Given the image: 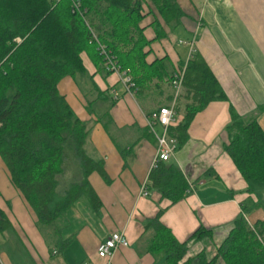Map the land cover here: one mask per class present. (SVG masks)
Masks as SVG:
<instances>
[{
  "label": "crops",
  "instance_id": "1",
  "mask_svg": "<svg viewBox=\"0 0 264 264\" xmlns=\"http://www.w3.org/2000/svg\"><path fill=\"white\" fill-rule=\"evenodd\" d=\"M178 6L183 17L171 26L155 8L146 9L141 23L150 42L146 62L163 60L167 76L172 77L198 54L227 99L211 102L196 114L185 143L167 162L177 166L193 189L174 205L155 191L148 197L140 193L156 151L146 119L171 103L170 81L155 80L129 95L117 75L106 74L83 53L84 73L63 78L57 89L88 129L86 156L103 165L106 180L97 172L87 178L99 207L95 209L82 196L53 224L43 226L11 185L0 159V211L10 223L0 234V264H104L97 247L112 233L123 234L129 244L114 253L113 264H161L147 252L149 232L144 233L145 224L160 209L165 210L161 223L179 242L187 241L200 227L210 230L211 237L189 245L185 259L201 252L211 259L241 213V204L249 198L260 202L224 147L230 107L239 116L256 117L264 132V0H178ZM158 31L163 36L156 39ZM183 94L182 88L175 125L183 120L188 103ZM86 108L85 116L75 113ZM67 155L58 177V195L84 180L78 161ZM246 219L250 224L263 220L264 209Z\"/></svg>",
  "mask_w": 264,
  "mask_h": 264
},
{
  "label": "trees",
  "instance_id": "2",
  "mask_svg": "<svg viewBox=\"0 0 264 264\" xmlns=\"http://www.w3.org/2000/svg\"><path fill=\"white\" fill-rule=\"evenodd\" d=\"M77 1L79 11H73L70 0H0V157L11 185L43 226L53 224L82 196L98 209L99 200L87 178L97 172L106 180L102 163L85 154L88 129L60 95L59 81L84 73L83 53L111 74L104 68L96 40L112 52L122 70L130 72L134 95L155 80L171 81L163 60L146 62L150 42L141 23L150 6L167 26L178 25L183 17L178 0ZM162 36L156 32V39ZM182 88L188 102L184 118L170 128L178 145L185 143L197 113L211 102L227 101L198 54L185 66ZM226 132L224 150L252 192L251 183L264 185V132L256 117L239 116L232 107ZM67 153L80 164L84 180L58 195V177L64 172ZM147 190L172 205L190 192L182 172L167 162L150 171ZM240 208L211 259L204 252L185 259L189 245L211 237V231L200 227L187 241L179 242L161 223L162 209L144 226V233L149 232L146 250L161 264H264V219L250 224L246 204ZM9 227L0 211V234Z\"/></svg>",
  "mask_w": 264,
  "mask_h": 264
},
{
  "label": "built area",
  "instance_id": "3",
  "mask_svg": "<svg viewBox=\"0 0 264 264\" xmlns=\"http://www.w3.org/2000/svg\"><path fill=\"white\" fill-rule=\"evenodd\" d=\"M59 1V0H57ZM73 11H79L80 3L77 0H70ZM96 40V39H95ZM97 51L103 58L104 68L106 72L115 74L119 77L121 84L127 94H134V84L129 71L122 70L115 61L112 52L97 40ZM184 69H177L171 77L170 85L173 89V97L171 103L166 107H161L158 110L150 113L146 119V126L150 134L155 139L156 151L150 167V171L155 169L159 163H166L171 160L177 149V141L170 134V128L175 126L177 122V101L182 92V80ZM116 98V96H115ZM148 180H146L141 188L140 193L143 197H148L147 190ZM189 190L193 189L189 185ZM126 237L121 233H112L100 242L97 247V256L104 261V264H113L114 253L128 247Z\"/></svg>",
  "mask_w": 264,
  "mask_h": 264
},
{
  "label": "rangeland",
  "instance_id": "4",
  "mask_svg": "<svg viewBox=\"0 0 264 264\" xmlns=\"http://www.w3.org/2000/svg\"><path fill=\"white\" fill-rule=\"evenodd\" d=\"M109 100H110V97L108 96V101ZM87 112H88V108H86V110L78 109V112L76 111L75 113H77V115L85 116ZM0 159H1V164L4 165V161L2 160L1 157H0ZM251 189H252V193L254 194V196H257L260 198V202L255 203L251 198H249L242 203V204L245 203L246 208L248 209V211H246V213H245L246 218L252 212L259 210V209H264V185H261L259 183H257V184L251 183ZM257 203H259L260 205H257ZM255 205H257L258 207H255Z\"/></svg>",
  "mask_w": 264,
  "mask_h": 264
}]
</instances>
